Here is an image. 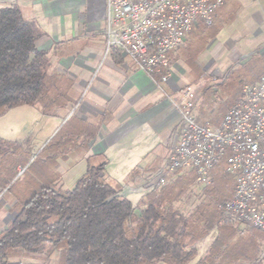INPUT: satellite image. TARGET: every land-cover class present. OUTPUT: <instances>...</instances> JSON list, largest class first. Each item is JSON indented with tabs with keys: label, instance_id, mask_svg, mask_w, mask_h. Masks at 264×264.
<instances>
[{
	"label": "trees",
	"instance_id": "obj_1",
	"mask_svg": "<svg viewBox=\"0 0 264 264\" xmlns=\"http://www.w3.org/2000/svg\"><path fill=\"white\" fill-rule=\"evenodd\" d=\"M41 36L16 4L0 6V117L22 106L47 115L76 104L72 81L52 72L48 53L38 49ZM203 49L196 48V56ZM197 58L191 65L198 66ZM6 144L0 140V147ZM192 174H175L136 207L105 180L104 163L88 166L71 190L43 187L0 232V264H9L13 254L45 252H57L59 264H189L197 257L196 244L214 230L217 236L195 264L256 263V236H240L256 229H240L221 216L224 194L218 189H206L188 214L176 207L195 182Z\"/></svg>",
	"mask_w": 264,
	"mask_h": 264
},
{
	"label": "crops",
	"instance_id": "obj_2",
	"mask_svg": "<svg viewBox=\"0 0 264 264\" xmlns=\"http://www.w3.org/2000/svg\"><path fill=\"white\" fill-rule=\"evenodd\" d=\"M9 4H16L25 19L39 25L38 49L52 57L50 62L56 60L72 81L76 103L72 105L82 116L72 134L87 136V163H104L105 180L138 206L147 195L140 190L176 145L180 126L174 108L179 97L176 82L164 85L159 76L147 75L124 54L106 53L104 0H0V6ZM214 22L210 40L198 56L203 69L235 71L250 81L263 77L264 0H224ZM214 235L205 240L209 245L204 255ZM199 258L197 252L191 263Z\"/></svg>",
	"mask_w": 264,
	"mask_h": 264
},
{
	"label": "built area",
	"instance_id": "obj_3",
	"mask_svg": "<svg viewBox=\"0 0 264 264\" xmlns=\"http://www.w3.org/2000/svg\"><path fill=\"white\" fill-rule=\"evenodd\" d=\"M223 0H104L106 53L118 51L160 83L171 82L169 56L184 46L195 23L211 26ZM196 90L186 86L174 100L180 126L163 167L147 179L142 194L168 183V177L192 172L208 188L220 160L235 180L234 192L219 207L231 223L249 226L264 236V76L244 85L242 96L220 124L201 126L196 119ZM264 263V238L258 256Z\"/></svg>",
	"mask_w": 264,
	"mask_h": 264
},
{
	"label": "rangeland",
	"instance_id": "obj_4",
	"mask_svg": "<svg viewBox=\"0 0 264 264\" xmlns=\"http://www.w3.org/2000/svg\"><path fill=\"white\" fill-rule=\"evenodd\" d=\"M198 23L202 25L201 22ZM214 23L211 26L193 27L185 39L184 46L169 56L172 65L171 80L176 82L179 91L186 86L195 88L196 121L201 126L211 128L217 127L227 111L239 101L244 85L255 83L262 78L261 76L258 80L250 81L246 78L242 79L241 75L231 70L215 72L211 71V67L204 70L198 58L199 67H195L194 63L191 65L194 58L198 57L194 50L205 48L210 40L209 32L214 28ZM202 27L205 28V33L199 34ZM49 58L52 60L51 56ZM57 66L56 60L50 62L52 72L67 77L65 71L59 70L62 67ZM228 73L230 77L227 76ZM82 96L79 98L81 99ZM73 105L68 104L66 107L55 109L47 115L34 107L22 106L0 117V140L7 142L6 145L0 147V228L4 227L2 230L7 226L4 221L7 219L10 222L23 205L32 196L38 194L43 187L71 190L84 176L87 167L91 166L85 158L87 136L72 134L78 120L82 119ZM59 119L62 120L58 121ZM216 167L212 173L215 178L212 186L204 188L194 182L177 199L176 207L182 213L192 212L194 207L203 200L206 189L212 187L224 194V202L218 207L231 199L235 180L230 175L225 177L219 171L224 170L225 160H220ZM155 171L154 173L157 172ZM181 174L188 175L189 173ZM222 177H225L224 182H222ZM173 180L174 176H171L167 181L171 183ZM248 228L252 229L249 226L240 225V229ZM214 234H217L216 230L196 244L200 258L203 257L209 245V242L205 240H212ZM247 234H254L257 244H262L264 236L261 231H243L240 236ZM9 263L59 264V255L57 252L51 254L45 252L38 256L13 254ZM189 264H195V262ZM249 264L264 263L251 261Z\"/></svg>",
	"mask_w": 264,
	"mask_h": 264
}]
</instances>
